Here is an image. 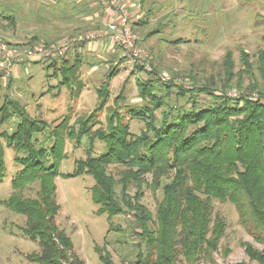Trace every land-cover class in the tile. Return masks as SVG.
<instances>
[{
    "label": "trees",
    "instance_id": "1",
    "mask_svg": "<svg viewBox=\"0 0 264 264\" xmlns=\"http://www.w3.org/2000/svg\"><path fill=\"white\" fill-rule=\"evenodd\" d=\"M8 18L12 24L13 17ZM261 19L264 24V16ZM248 58L242 51V68L234 72L227 53L224 69L218 73L220 86L213 79L206 85L178 86L176 95L187 97L179 106L169 100L174 84L161 83L163 88H158L153 79L138 81L141 103L109 109L104 125L99 113L107 102L106 88L98 89L101 99L93 111L71 123L70 113L56 124L32 118L14 97L5 94L0 104V181L5 143L14 150L21 169L12 181L17 191L4 204L25 216L23 235L40 246L28 258L42 264H83L70 237L57 225L60 205L54 179L58 175L93 177L91 199L98 206L96 213L107 215L108 231L116 227L115 216L128 214L134 220L129 225L139 239L134 264H197L212 259L226 228L224 218L213 215V200L231 202L242 228L255 242L264 244V90L254 75L258 70L264 81V50L258 51L255 64ZM61 60L60 68L56 59L47 67L54 74L60 72L57 86L72 85L76 65ZM231 89L236 96L229 95ZM255 92L256 97L252 96ZM201 94L206 99L201 100ZM128 119L142 124L138 133L131 131ZM8 121L14 123L10 133L2 129ZM65 138L75 145L84 140L86 156L74 161L73 171L61 173ZM96 140L104 144L98 154ZM110 166L118 169L115 174ZM33 182L38 183L36 195L23 197L21 190ZM144 187L155 195L154 212L142 202ZM244 245L250 259L264 262V250ZM94 249L102 264H114L105 246Z\"/></svg>",
    "mask_w": 264,
    "mask_h": 264
},
{
    "label": "rangeland",
    "instance_id": "2",
    "mask_svg": "<svg viewBox=\"0 0 264 264\" xmlns=\"http://www.w3.org/2000/svg\"><path fill=\"white\" fill-rule=\"evenodd\" d=\"M47 1L43 3L41 0H0V42L21 44L20 47H23L25 45L22 44L28 43L30 39V45L26 46H33L31 43L49 45L51 42L59 43L79 36L80 34L53 36L52 10L45 5ZM135 1L139 20L136 24H131L132 31L137 37V42L149 52L150 68L154 73L149 74L150 70L141 66L138 61L131 60L122 48L114 45L118 51L117 56L124 54L118 58L122 60L121 64H113V58L108 55L97 56L82 51L77 55V61L67 59L68 65H76L75 82L72 85L57 86L61 81L60 72L56 70L54 74L55 70L47 67L52 59L30 60L21 55L11 60L12 69L8 72L6 61L0 54V104L4 95L9 94L32 118L56 124L61 117L71 113V123L76 117L86 116L93 111L101 99L98 89L106 88L107 102L99 113V120L104 125L109 109L141 103L138 97V81L153 79L158 88H163L161 83L174 84L169 100L179 106L184 104L187 97L176 95L178 86L190 88L192 85H206L212 79L220 86L218 73L224 69L222 62L227 53L231 55L233 71L237 72L242 68V51L247 52L248 59L255 64L258 51L264 50V24L261 19L264 16V0ZM11 16L12 24L8 18ZM92 31L94 30L82 32L83 36ZM85 43L86 41H83L74 45L83 46ZM68 54L69 51L56 59L57 69L62 66L59 61ZM15 65L17 77L14 79L12 70ZM92 65L97 67L88 74L87 71ZM164 72L168 80L162 79L161 74ZM254 75L260 88L264 90V81L258 70H254ZM78 77L81 79L77 80ZM247 83L248 79L244 77L243 86ZM234 89L229 92L235 91ZM118 95H121V98L116 102ZM252 96L256 97V92L252 93ZM200 98L206 99V96L201 94ZM157 112L160 116V110ZM128 121L131 131L138 133L142 124L136 120ZM98 126L99 124L94 128ZM13 127L14 123L8 121L3 124L2 129L10 133ZM38 136L41 140L40 135ZM84 142L83 140L80 145H75L73 141L65 138L63 150L66 155L60 161L59 172L73 171L74 161L86 156ZM103 150V142L96 140L95 154ZM14 158V150L3 143L0 264H42L28 258L29 254L38 253L40 246L37 240L23 235L21 227L24 225L25 216L12 211L4 204V201L17 191L13 188L12 181L21 165ZM109 169L114 174L118 170L113 166ZM54 183L56 200L60 205L57 225L72 240L74 253L79 260L83 264H102L94 247L105 246L114 264H134L137 253L135 244L139 240L129 229L134 220L128 217V214L115 216L113 223L116 227L108 231L107 215L96 213L98 206L91 199L93 177L89 174L72 177L58 175ZM37 190L38 183L33 182L23 188L21 194L23 197H34ZM131 191L133 192L134 188H131ZM143 191L142 202L154 212L155 195L147 187H144ZM156 195L159 196V192ZM212 204L213 215L217 213L226 221L225 232L212 259H202L197 264H264L250 259L245 252V243L251 244L258 251L264 250V244L255 242L242 228L234 205L229 201L219 200H213Z\"/></svg>",
    "mask_w": 264,
    "mask_h": 264
},
{
    "label": "built area",
    "instance_id": "3",
    "mask_svg": "<svg viewBox=\"0 0 264 264\" xmlns=\"http://www.w3.org/2000/svg\"><path fill=\"white\" fill-rule=\"evenodd\" d=\"M107 8L111 15V20L103 27L95 31L76 38H69L59 43H51L49 45L23 46L0 42V54L6 61L8 72L11 68V60L24 56L30 60H38L42 58L57 59L64 56L76 43L83 41L91 42L98 40H107L112 45L119 46L124 50L131 60L138 61L141 66L151 70V56L149 52L143 48L132 31L129 14L126 6L121 0H100ZM7 72V75H8ZM163 80H168L167 74H161ZM230 96H236L237 92H229ZM129 217V216H128Z\"/></svg>",
    "mask_w": 264,
    "mask_h": 264
},
{
    "label": "crops",
    "instance_id": "4",
    "mask_svg": "<svg viewBox=\"0 0 264 264\" xmlns=\"http://www.w3.org/2000/svg\"><path fill=\"white\" fill-rule=\"evenodd\" d=\"M41 1L45 3L47 0ZM121 1L128 10L131 24H136V22L139 20V15L137 12L139 10L138 8H135L136 1ZM46 3L47 4L45 5L49 6L52 10L51 18L53 21L54 37H66L72 34L83 35L82 32L85 33V31L89 30L95 31L104 27L112 18L107 8L100 0H48ZM82 51L91 53L93 55L97 54V56L100 54L108 55L109 58H113V64H121L122 60H119L118 58L124 56V54L117 56L118 51L115 49V46L109 41L103 39L100 41L86 42L83 46L74 45V48L72 47L69 50V54L65 57V59H74L77 61V55H80ZM16 66L17 65H15L12 70V77H14V79L17 77ZM96 67L97 65H92L90 70L87 71L88 74ZM80 77H78L77 80L81 79ZM83 89L84 87L80 90V95Z\"/></svg>",
    "mask_w": 264,
    "mask_h": 264
}]
</instances>
